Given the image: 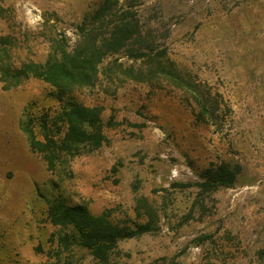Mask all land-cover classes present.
I'll return each mask as SVG.
<instances>
[{
  "label": "rangeland",
  "instance_id": "obj_1",
  "mask_svg": "<svg viewBox=\"0 0 264 264\" xmlns=\"http://www.w3.org/2000/svg\"><path fill=\"white\" fill-rule=\"evenodd\" d=\"M100 1L0 0V264L95 263L63 242L47 213L56 197L121 224L153 220L118 241L110 264H264V0H119L152 54L103 58L95 84L74 93L102 108V144L51 168L22 119L58 106L52 87L33 76L8 85L24 62H45L54 39L73 47ZM187 82L218 99L216 124L197 116ZM221 162L237 178L204 190L202 173Z\"/></svg>",
  "mask_w": 264,
  "mask_h": 264
},
{
  "label": "trees",
  "instance_id": "obj_2",
  "mask_svg": "<svg viewBox=\"0 0 264 264\" xmlns=\"http://www.w3.org/2000/svg\"><path fill=\"white\" fill-rule=\"evenodd\" d=\"M118 4L119 0H101L79 24L81 34L73 47L69 45L68 39H54L46 61L24 62L15 70L14 77L17 80L8 85L15 86L21 78L33 76L45 80L52 87V95L58 106L41 108V111L27 110L22 119V128L30 147L40 153L51 168L55 167L62 154L75 155L81 146L98 147L102 144V108L78 100L74 93L95 84L98 65L103 58L122 50L135 58L152 54L153 42L143 35V26L137 13L119 8ZM96 23H99V27L91 26ZM168 71L175 81L180 83L181 79L184 80L177 72ZM187 85L193 91L197 116L216 124L219 119L218 99L197 84L187 82ZM238 173V166L230 162L209 166L202 173L204 180L201 186L204 190H210L229 185ZM47 213L54 224L65 228L63 242H74L90 249L94 264H110V254L119 240L155 228L151 218L135 226L121 224L105 214L93 213L83 203L70 204L61 197L48 201Z\"/></svg>",
  "mask_w": 264,
  "mask_h": 264
}]
</instances>
